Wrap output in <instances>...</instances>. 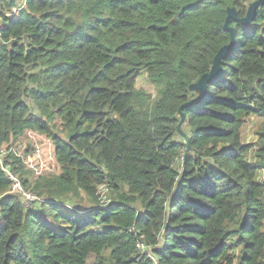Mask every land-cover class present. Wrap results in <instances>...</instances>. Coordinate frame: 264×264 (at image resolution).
Listing matches in <instances>:
<instances>
[{"label":"trees","instance_id":"obj_1","mask_svg":"<svg viewBox=\"0 0 264 264\" xmlns=\"http://www.w3.org/2000/svg\"><path fill=\"white\" fill-rule=\"evenodd\" d=\"M252 1L0 0V154L32 130L60 169L0 157V264H264V5L229 19L224 73L177 129L230 41L226 9Z\"/></svg>","mask_w":264,"mask_h":264},{"label":"rangeland","instance_id":"obj_2","mask_svg":"<svg viewBox=\"0 0 264 264\" xmlns=\"http://www.w3.org/2000/svg\"><path fill=\"white\" fill-rule=\"evenodd\" d=\"M139 84L141 87L146 88L151 93H154L153 88L149 85V82L147 81L146 77L144 75H141L139 78ZM25 102L27 103L29 107V113L35 117L39 116V112L36 108V106L32 103V101L29 98H25ZM259 122V118L257 116H249L247 117L246 121L242 125L241 133H242V140L244 142H252L255 139V130L257 127V124ZM183 132V131H182ZM184 133V132H183ZM46 138L44 135L32 133L24 134L21 138H19L17 141H11L8 145L4 146V149L12 148L16 152L20 154H31L34 150L39 149L41 152V158H42V172L46 174H52V173H58L60 171L53 154V147L52 144L50 145V141H46ZM34 154V153H33ZM32 154V155H33ZM253 157L250 156V159ZM33 175V174H32ZM98 193L100 196H106L107 197V191L104 186H100L98 189ZM93 256H90L88 260L85 262V264H92Z\"/></svg>","mask_w":264,"mask_h":264},{"label":"water","instance_id":"obj_3","mask_svg":"<svg viewBox=\"0 0 264 264\" xmlns=\"http://www.w3.org/2000/svg\"><path fill=\"white\" fill-rule=\"evenodd\" d=\"M261 5H264V0H254L250 2L248 4L245 15L242 17L238 16L235 7H228L226 9V17L223 26L224 29L227 30L230 34V41L229 43L220 47L219 50L216 52L210 70L208 72L203 73L195 82H193L189 86L190 90L198 92L196 97L184 102L178 109V112L181 114V117L178 122L177 129L184 138L185 134L181 131V126L185 121L186 115L182 112V109L186 106L197 104L206 97L209 82L224 73V69L220 63L221 60L230 50H232V48L236 44L234 28L232 26H229V19L231 18L236 22H239L244 25L249 24L254 19L257 8ZM23 43L26 45L28 44V38L26 35H24ZM183 158H185V155L183 156Z\"/></svg>","mask_w":264,"mask_h":264},{"label":"built area","instance_id":"obj_4","mask_svg":"<svg viewBox=\"0 0 264 264\" xmlns=\"http://www.w3.org/2000/svg\"><path fill=\"white\" fill-rule=\"evenodd\" d=\"M15 9H13L12 12H14ZM1 28V25H0ZM37 133L35 131L32 130H27L24 134H29L31 135L32 133ZM39 134V133H37ZM46 139V138H44ZM46 141H50L48 138L46 139ZM51 145V143H50ZM53 147V146H52ZM12 152L16 157L20 158L22 164L24 165V167L28 170L31 171V173L33 174L34 177L39 176V175H43L46 173L42 172V158H41V152L39 149L33 150V152L31 154H20L18 152H16L15 150H13L12 148L9 149H4V147L2 148L0 157H3L6 153ZM34 153V154H33ZM33 154V155H32ZM2 169L5 170L8 179L12 182V192L17 193L21 196L22 200L24 201L25 206H28L30 202L32 201H42V199L38 198L33 192H31L30 190H26L24 188V186L22 185L21 180L17 177L16 174H14L9 165H3ZM100 200L102 202L107 201L106 196H100ZM139 248L140 249H145V246L143 244H139Z\"/></svg>","mask_w":264,"mask_h":264}]
</instances>
